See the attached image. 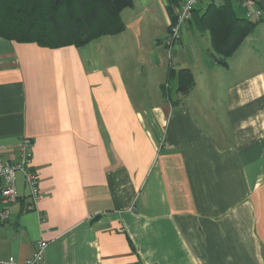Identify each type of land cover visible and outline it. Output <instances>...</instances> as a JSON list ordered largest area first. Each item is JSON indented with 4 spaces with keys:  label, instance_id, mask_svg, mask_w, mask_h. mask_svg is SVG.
<instances>
[{
    "label": "crops",
    "instance_id": "crops-1",
    "mask_svg": "<svg viewBox=\"0 0 264 264\" xmlns=\"http://www.w3.org/2000/svg\"><path fill=\"white\" fill-rule=\"evenodd\" d=\"M141 1L166 12L162 39L142 36L152 19L127 10L135 0L121 32L83 46L0 36V154L16 159L31 137L43 193L32 204L17 173L0 259L23 260L45 239L41 264H264V67L247 70L239 49L222 66L172 46L171 66L194 86L171 96L160 83L146 100L122 60L150 49L162 67L171 15L170 0ZM257 22L264 60V12Z\"/></svg>",
    "mask_w": 264,
    "mask_h": 264
},
{
    "label": "trees",
    "instance_id": "trees-1",
    "mask_svg": "<svg viewBox=\"0 0 264 264\" xmlns=\"http://www.w3.org/2000/svg\"><path fill=\"white\" fill-rule=\"evenodd\" d=\"M133 0H0V36L18 42H35L45 47L83 46L103 35L118 34L125 28L121 11ZM179 0H170L171 22ZM193 9L191 19L200 30H208L211 54L225 66L239 48L255 21L236 15L230 0H210L204 10ZM175 77L174 95H185L194 86L188 68L169 66L167 81ZM168 92V84L164 85ZM171 97V96H170Z\"/></svg>",
    "mask_w": 264,
    "mask_h": 264
},
{
    "label": "rangeland",
    "instance_id": "rangeland-1",
    "mask_svg": "<svg viewBox=\"0 0 264 264\" xmlns=\"http://www.w3.org/2000/svg\"><path fill=\"white\" fill-rule=\"evenodd\" d=\"M164 1L165 0H163V2ZM232 2V7L234 8L236 15L240 17H246L244 9L240 7L235 1ZM141 4V0H135V6L133 7V9L129 7L127 10H130V12L132 13H141L144 20L152 19L149 24L150 28H148V24L146 23L144 25H141L142 36L146 38L155 37L162 39L164 37V28L167 22V18L165 16L166 12L162 13V10L159 9L158 5L148 8L149 10L147 8L144 10ZM203 7L204 6H201V8ZM165 10H167L168 13V8H166ZM127 14V11L123 14L124 20L127 19ZM188 21H190L189 25H186V23L182 25L181 37L179 39L180 41L178 40L171 46L167 45L166 48H164L162 45L158 48L157 52L159 53L160 59L162 60V67H153L149 56L152 52L150 49L146 50V58L131 57L130 59L125 58L122 60L124 69H138V72L136 71L138 73V80L136 84L142 89V92L146 88V90L144 91L146 100L154 101L156 97L155 92L158 89L160 83L166 84L167 80L165 78L167 74V68L175 64L173 60L169 59V52H171L172 46L173 48L179 49L184 58H187L190 55L208 56V54L211 53L212 49L210 45V33L208 32V30H200L198 25L191 18ZM260 26L261 23L255 20L252 29L250 30L248 35H246L245 39L238 48L241 51V54L244 53L243 51H247V70L252 69L255 71L264 67V60L260 58L262 53L261 51H263L259 43L262 38L263 31ZM125 34L128 35L130 33L129 31H126ZM105 38L108 37H102L101 39H98V45H100L99 42L102 43V41V44H104V41L107 40H105ZM240 51L238 52L239 55H236V57L232 59V62L235 65L238 62L237 60H239L237 58L241 56ZM128 53H130V51ZM159 69H162V75H159ZM168 84L169 94L173 96L176 87L175 77H172L168 81Z\"/></svg>",
    "mask_w": 264,
    "mask_h": 264
},
{
    "label": "built area",
    "instance_id": "built-area-1",
    "mask_svg": "<svg viewBox=\"0 0 264 264\" xmlns=\"http://www.w3.org/2000/svg\"><path fill=\"white\" fill-rule=\"evenodd\" d=\"M202 0H181L175 8V18L168 24L166 44L172 45L181 37L182 25L188 21L193 9ZM210 1V0H207ZM245 11L247 18L260 20L263 15V8L252 0H234ZM170 56V52H169ZM32 138L22 136L16 146V159H9L0 154V222H7L11 216L10 206L18 198L17 173L23 176L27 188V198L32 204H36L43 196L40 190V178L32 162ZM48 241L39 239L36 241L32 253L25 259L19 260L13 255L0 259V264H41Z\"/></svg>",
    "mask_w": 264,
    "mask_h": 264
}]
</instances>
